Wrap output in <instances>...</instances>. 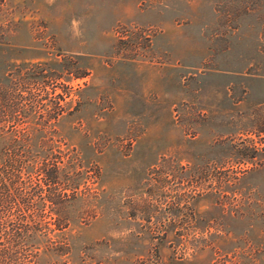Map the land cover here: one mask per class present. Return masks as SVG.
Returning <instances> with one entry per match:
<instances>
[{
  "label": "rangeland",
  "instance_id": "rangeland-1",
  "mask_svg": "<svg viewBox=\"0 0 264 264\" xmlns=\"http://www.w3.org/2000/svg\"><path fill=\"white\" fill-rule=\"evenodd\" d=\"M2 87L6 171L82 173L17 264H264V0H0Z\"/></svg>",
  "mask_w": 264,
  "mask_h": 264
},
{
  "label": "trees",
  "instance_id": "trees-1",
  "mask_svg": "<svg viewBox=\"0 0 264 264\" xmlns=\"http://www.w3.org/2000/svg\"><path fill=\"white\" fill-rule=\"evenodd\" d=\"M8 92V89L0 88L1 102L6 101ZM32 139L33 137L28 135L24 141L32 145ZM6 140L7 136L0 133V264H17L22 255L36 257L37 241H51L52 237L50 232L39 233L40 229L32 224V221L44 216V213L35 211L32 219H26L17 228L10 230L7 212L20 203L29 208L32 206L39 208L49 203L55 213L61 216L58 217L60 229L67 227L69 217L65 213V208L77 199L79 183L75 180L82 173L77 172L73 175L70 171L64 172V155L61 150L56 152L54 146H48L45 151L43 150L45 155L38 157L37 153H31L33 148L20 155L19 150H16L17 145L14 144H12L14 154L9 161L10 171H6L3 163V148ZM18 140L19 138L16 137L14 141ZM39 161L41 165L37 169Z\"/></svg>",
  "mask_w": 264,
  "mask_h": 264
}]
</instances>
